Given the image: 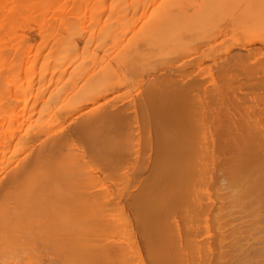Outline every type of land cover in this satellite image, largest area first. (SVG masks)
<instances>
[{"label":"bare ground","instance_id":"1","mask_svg":"<svg viewBox=\"0 0 264 264\" xmlns=\"http://www.w3.org/2000/svg\"><path fill=\"white\" fill-rule=\"evenodd\" d=\"M0 264H264V0H0Z\"/></svg>","mask_w":264,"mask_h":264}]
</instances>
